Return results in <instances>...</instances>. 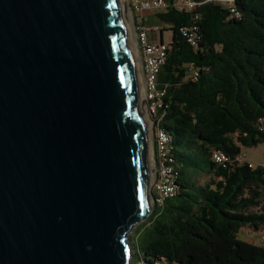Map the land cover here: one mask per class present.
Wrapping results in <instances>:
<instances>
[{
  "label": "water",
  "instance_id": "water-1",
  "mask_svg": "<svg viewBox=\"0 0 264 264\" xmlns=\"http://www.w3.org/2000/svg\"><path fill=\"white\" fill-rule=\"evenodd\" d=\"M141 105L123 0H0V264H130Z\"/></svg>",
  "mask_w": 264,
  "mask_h": 264
},
{
  "label": "trees",
  "instance_id": "trees-1",
  "mask_svg": "<svg viewBox=\"0 0 264 264\" xmlns=\"http://www.w3.org/2000/svg\"><path fill=\"white\" fill-rule=\"evenodd\" d=\"M165 1L158 32L172 36L157 79L165 90L158 113L176 193L136 226L142 243L131 236V246L138 264H264L263 242L238 239L242 228L259 238L264 230V167L237 160L242 148L264 144V0H195L191 12ZM191 26L195 45L180 32ZM214 151L229 161L215 163Z\"/></svg>",
  "mask_w": 264,
  "mask_h": 264
},
{
  "label": "built area",
  "instance_id": "built-area-1",
  "mask_svg": "<svg viewBox=\"0 0 264 264\" xmlns=\"http://www.w3.org/2000/svg\"><path fill=\"white\" fill-rule=\"evenodd\" d=\"M128 11L133 15L135 42L137 55L141 64V81L143 86V98L148 102L146 106L147 113L153 119L151 121V150L153 161V182L151 194L152 210L156 207H162L166 200L174 197L176 193V180L178 171L175 168L174 159L170 153V138L160 128L159 123L163 115L158 110L163 105L165 90L158 87V74L165 62L168 45L163 42H151L148 39L149 29L143 24L142 18L146 13L163 11L169 4L165 0H126ZM173 6L184 12L195 10L198 3L195 0H173ZM230 12L238 17V12L234 8ZM153 31L158 32L154 27ZM180 32L188 43L195 45L198 41V31L196 26L181 28ZM195 80L197 73L191 72ZM264 133V128L260 129ZM212 159L215 163L224 164L229 158L221 151H214ZM239 162L244 160L241 154L237 157ZM249 167L251 164L249 163ZM260 241L264 243V233L260 235ZM141 264H145L142 262Z\"/></svg>",
  "mask_w": 264,
  "mask_h": 264
},
{
  "label": "rangeland",
  "instance_id": "rangeland-1",
  "mask_svg": "<svg viewBox=\"0 0 264 264\" xmlns=\"http://www.w3.org/2000/svg\"><path fill=\"white\" fill-rule=\"evenodd\" d=\"M126 2L127 1L125 0V6L127 7ZM127 10H128V8H127ZM129 14H130V19H131L130 25H131V29L133 31V35H134V39H135V32H134V25H133L134 24L133 15L130 12H129ZM171 36H172V33H171L170 30H164L163 31V41L162 42L164 44H168L171 41ZM134 42H135V40H134ZM158 42H159V40H158ZM134 45H135V49H136V53H137L136 42H135ZM140 70H141V64H140V60H139V72L141 73ZM138 87H139V93H140V91H142V94H140V96H141L140 98L143 99V86H142L141 76H140V80H139V83H138ZM142 99H140V100H142ZM142 104H143V102H142ZM147 117H148V119L150 117L148 113H147ZM149 122L151 124V121H149ZM151 134H152V130H151ZM149 139H150V144H148V151H149L148 154L150 153V155L152 157V150H151V146H150L151 145V137ZM240 154H241V156L244 157L245 161L251 163V165L253 167H255V166H263L264 167V144L258 145L256 147H251V148H242V151H241ZM152 171H153V169H152ZM152 171L150 170V172H151L150 174H152L151 181L153 182V172ZM203 180H205V179L204 178H200L199 181L203 182ZM151 185H152V183H151ZM151 185H150V193H151V187H152ZM142 222L143 221H141L139 224H141ZM135 228L132 230V232L129 235L130 243L132 242V237L131 236H133V241L135 243L137 242L138 235L135 234V231H134ZM262 231H263L262 233H264V230H262ZM238 239H240L242 241H245V242H249V243H253V244H256V245H260L259 232L252 231L249 228H242L239 231V233H238ZM138 242L140 244L142 243V237H140L138 239ZM131 248H132V255H133L132 264H138V262H139L138 261V253H137V251L135 249H133V246H131Z\"/></svg>",
  "mask_w": 264,
  "mask_h": 264
},
{
  "label": "bare ground",
  "instance_id": "bare-ground-1",
  "mask_svg": "<svg viewBox=\"0 0 264 264\" xmlns=\"http://www.w3.org/2000/svg\"><path fill=\"white\" fill-rule=\"evenodd\" d=\"M123 7H124V13H125V18H126V22H127V27H128V32H129V36H130V41H131V45H132V50H133V57H134V63H135V69H136V75H137V81L139 83V80H140V72H139V59H138V56H137V53H136V49H135V42H134V35H133V31L131 29V25H130V14L127 10V7L125 6V0H123ZM141 83V82H140ZM140 94H142V91H140ZM141 97V96H140ZM142 99V98H140ZM143 102V99L141 100V104ZM142 107V115H143V119H144V123H145V132H146V137H147V140H149L147 143L150 144V137H151V130H152V127H151V124H150V120L148 119L147 117V110H146V107H144V105L142 104L141 105ZM151 146V145H150ZM148 147V146H147ZM148 149V148H147ZM153 161H152V158H151V155L150 153L148 154V168H149V171L153 169ZM153 172V171H152ZM151 173V172H150ZM151 178H152V174H150V181H151Z\"/></svg>",
  "mask_w": 264,
  "mask_h": 264
},
{
  "label": "crops",
  "instance_id": "crops-1",
  "mask_svg": "<svg viewBox=\"0 0 264 264\" xmlns=\"http://www.w3.org/2000/svg\"><path fill=\"white\" fill-rule=\"evenodd\" d=\"M157 14L158 13L156 12L146 13L142 18L143 24L149 29L148 39L154 43L158 42V40L159 42L163 41V32L152 30L154 27L159 28V30L163 28V25L160 23V19L158 18Z\"/></svg>",
  "mask_w": 264,
  "mask_h": 264
}]
</instances>
